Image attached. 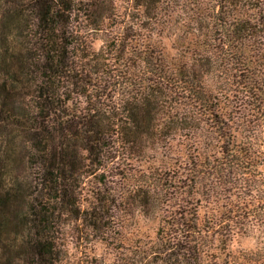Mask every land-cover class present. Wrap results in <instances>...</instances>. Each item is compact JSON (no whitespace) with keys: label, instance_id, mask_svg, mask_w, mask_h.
<instances>
[{"label":"trees","instance_id":"obj_1","mask_svg":"<svg viewBox=\"0 0 264 264\" xmlns=\"http://www.w3.org/2000/svg\"><path fill=\"white\" fill-rule=\"evenodd\" d=\"M259 228L264 0H0V264H264Z\"/></svg>","mask_w":264,"mask_h":264},{"label":"rangeland","instance_id":"obj_2","mask_svg":"<svg viewBox=\"0 0 264 264\" xmlns=\"http://www.w3.org/2000/svg\"><path fill=\"white\" fill-rule=\"evenodd\" d=\"M228 246L234 251L242 252L253 259H264V231L255 229L251 233H239ZM225 248V245H222Z\"/></svg>","mask_w":264,"mask_h":264}]
</instances>
